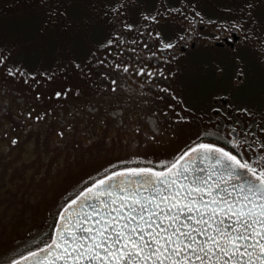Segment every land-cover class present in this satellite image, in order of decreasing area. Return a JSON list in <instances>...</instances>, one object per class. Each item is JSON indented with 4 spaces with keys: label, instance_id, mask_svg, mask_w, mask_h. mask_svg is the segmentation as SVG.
Listing matches in <instances>:
<instances>
[{
    "label": "rangeland",
    "instance_id": "obj_1",
    "mask_svg": "<svg viewBox=\"0 0 264 264\" xmlns=\"http://www.w3.org/2000/svg\"><path fill=\"white\" fill-rule=\"evenodd\" d=\"M197 13L216 30L239 24L264 38V0H0V264L46 242L87 183L121 166L159 168L195 140L190 114L201 109L189 108L215 83L189 67L206 52L188 55L187 68L149 94L114 50L126 31L143 36L136 45L167 44Z\"/></svg>",
    "mask_w": 264,
    "mask_h": 264
},
{
    "label": "snow or ice",
    "instance_id": "obj_2",
    "mask_svg": "<svg viewBox=\"0 0 264 264\" xmlns=\"http://www.w3.org/2000/svg\"><path fill=\"white\" fill-rule=\"evenodd\" d=\"M135 71L149 79L156 74L143 66ZM224 140L264 147L238 133ZM156 163L161 167H117L90 182L59 210L49 241L5 264H264V152L245 159L239 148L197 138L174 159Z\"/></svg>",
    "mask_w": 264,
    "mask_h": 264
},
{
    "label": "flooded vegetation",
    "instance_id": "obj_3",
    "mask_svg": "<svg viewBox=\"0 0 264 264\" xmlns=\"http://www.w3.org/2000/svg\"><path fill=\"white\" fill-rule=\"evenodd\" d=\"M192 17L195 22H192L193 18L184 22L185 32L180 38L168 40L167 43H172L171 48L163 49L153 44L136 45L138 38L144 39L143 36L139 34L131 38L132 33L126 31L123 39L119 40L122 42V51L114 50L115 56H119L122 72L136 78L141 84L150 85L146 89L149 94H153L162 85H169L172 78L179 75L178 69L187 68V61L185 64L183 61L188 55L197 50L206 52L209 57L206 63L189 67L190 71L198 72V81L209 78L215 83L204 100L199 99L198 108H189L196 113L201 112L190 114L195 117L191 126L198 130L194 131L196 138L192 143L197 138L218 142L221 146H227L228 150L239 148L245 159H251L256 152H264V147L249 149L246 144L226 145L224 137L232 139L238 133L241 138L264 144V132L261 131L264 129V38L242 33L240 26L216 30L215 26L204 23L201 15L194 14ZM128 48L134 52L131 53ZM221 52L225 55L222 56ZM124 64L129 65L127 71L122 67ZM142 66L153 69L156 74L151 79L146 73L137 74L135 69ZM161 99L166 100L164 97ZM199 109L200 112H197ZM237 109H247V112ZM248 125H251V137L245 132ZM233 126L236 133L229 135ZM202 132L205 136H201ZM213 132L219 138L212 137L210 134Z\"/></svg>",
    "mask_w": 264,
    "mask_h": 264
},
{
    "label": "trees",
    "instance_id": "obj_4",
    "mask_svg": "<svg viewBox=\"0 0 264 264\" xmlns=\"http://www.w3.org/2000/svg\"><path fill=\"white\" fill-rule=\"evenodd\" d=\"M159 168H160V167H159ZM105 174H106V173H105ZM105 174H102V175L99 176L98 178L102 177V176L105 175ZM96 179H97V178H96ZM94 181H95V180H94ZM94 181H93V182H94ZM86 186H87V185H86ZM78 193H79V192H78ZM78 193H76V194H78ZM76 194H74V195H76ZM74 195H73V196H74ZM73 196H72V197H73ZM70 198H71V197H70ZM61 208H62V207H61ZM57 218H58V215H56V218H55V220H54V224H53V226H52V229L50 230V232H48V235H47V241L50 240V237H51V235L53 234V229H54V226H55V223H56ZM47 241H46V242H47ZM44 243H45V242H44ZM42 246H43V243H42L40 246H37V247H42ZM35 248H36V247H35ZM35 248H34V249H35ZM34 249H30V250H34ZM27 251H28V250H27ZM27 251H26V252H27ZM26 252H24V253H26Z\"/></svg>",
    "mask_w": 264,
    "mask_h": 264
},
{
    "label": "water",
    "instance_id": "obj_5",
    "mask_svg": "<svg viewBox=\"0 0 264 264\" xmlns=\"http://www.w3.org/2000/svg\"><path fill=\"white\" fill-rule=\"evenodd\" d=\"M243 171L244 170H241V174L243 175ZM58 219V218H57ZM55 228V227H54ZM54 234V233H53ZM17 264H20V262L19 261H17Z\"/></svg>",
    "mask_w": 264,
    "mask_h": 264
}]
</instances>
